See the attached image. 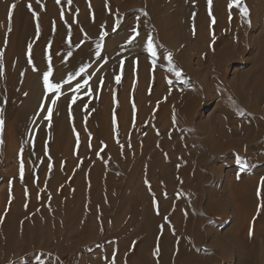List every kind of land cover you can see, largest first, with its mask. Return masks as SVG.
Returning <instances> with one entry per match:
<instances>
[{"label":"rangeland","instance_id":"rangeland-1","mask_svg":"<svg viewBox=\"0 0 264 264\" xmlns=\"http://www.w3.org/2000/svg\"><path fill=\"white\" fill-rule=\"evenodd\" d=\"M188 1L192 3V0ZM163 3L160 4V8H162V12H166L168 11L166 8L169 7ZM136 4L140 7L143 6L141 0ZM256 5L260 6V4ZM256 5L249 11L248 21L243 23V26L237 23L241 22L240 19L234 21L235 23L231 22L226 6L221 10L222 21L218 24L220 36L227 37L230 41L233 36L235 37L236 28L243 29L240 30L242 33L239 38L242 39L243 37L242 40H244V46L247 49L242 52L241 56L238 57V51L232 48L233 46L231 47L233 44L231 43L230 48L227 47V53L223 55L225 59L222 62L216 61L212 57L211 45L215 37L208 31L212 22L206 23L207 27L202 30V34L198 38L195 37L194 24L187 25L182 36H180L181 39L180 37L177 38L179 50L173 54L172 52L169 53L174 57L185 47L190 46L187 55L188 65L170 70L158 64L159 62L154 63L151 59L152 54L149 52L144 56L146 62L142 70L145 77L143 76L142 83L138 77L140 74L139 63L131 59V56L135 54L133 50L137 48L134 46H138L145 39V36L148 37L150 30L151 32L156 30L151 27L148 31L141 29L134 33L133 30L136 28L133 24V26L131 25V23L135 24L133 13L125 18L126 26L124 29L121 31L116 28L111 29L109 35L100 44H91L92 37L83 28H80V33L73 39L75 54L68 63L57 64L58 58L65 54V50L50 53L45 49H40L38 51L39 56L36 55L35 57L32 49L29 50L28 47L24 46V48L20 45V50L17 49V51L20 53L24 71L27 72L28 76L30 75V91L38 94L37 91L44 86L43 74L49 68L53 73L49 77V82H58L61 88L58 93L45 90L44 97L55 99L57 103L53 105L50 100L45 105L41 101L40 105H37L38 107H33L25 115L20 136L16 137L13 131L11 132L12 129H6L15 119L8 121L7 124L4 123L3 130L0 131V230L4 225L3 216L11 207L17 204L18 207L25 208L32 202L31 209L29 208L25 212L23 219H19V222L30 220L31 217L37 219L36 223L28 225L31 228L28 237H35L39 228L45 226L44 218L40 217L39 214L40 208L43 209L44 207L46 208L45 212L48 213L47 218L52 222L47 230L49 233L50 231L51 233L56 232L57 237L52 238L51 243L49 242L48 252L40 249V245H36L20 252L19 255L16 253L8 257L2 255L3 249H1L2 243H0V264H67L69 258H73V264H88L89 260H99L97 264H113V261L118 264L133 255L131 248L127 245L118 246V242L130 239L136 230V223L134 224L132 220L129 221L126 230L121 231H117L118 229L111 230L103 223L100 224L99 209L106 204L109 193V189L106 187L107 175L113 166V164L104 163L102 152L107 149L109 143L116 147L122 143L123 134L116 122L117 111L120 109L121 103L124 102L128 106H132L138 101V97H147V94L155 97L147 101L145 106L148 108L143 110L142 115L145 117L144 121L147 125L149 123L152 128L153 135H158L156 130L159 127L158 122L162 119L163 123L164 121L170 122V112L163 115L161 113L156 114L153 113L154 108L152 107L159 105L162 98L170 95L171 92H176L179 96L187 92L195 93L193 99H196L198 103H196V109L193 110V115H190L192 120L190 119L189 122H192V125L188 122L186 124L190 133L185 134V138H187L185 143L189 139L193 141L188 142L187 145L191 151L196 152L195 160H201L200 170L203 180H200L199 185L202 182L201 186L205 190L207 189V192L200 196V201L197 203L199 205H196V211L199 213V217H197L199 230L204 235V240L200 244L197 254L199 257H205L196 264L244 263L246 259L242 258H246L250 247L248 248L234 239L235 229L243 222V218H241L242 215H236V203L229 193V188L233 182L236 183L239 180L238 175L246 176L249 173L250 176L248 175V177H253L255 182L261 178L262 174L259 176V174L253 175L252 173L264 169V145H261V148L257 147L264 141V127L262 135L257 136V138L250 137V134L252 135L257 128V124L253 123L255 113L264 118V83L261 85L257 96L253 94L251 88L253 85L251 81L254 80L253 76L257 72L253 66L264 45V20H262L264 19V12L260 11L259 13V7ZM190 12L187 11L186 17L191 18L192 13ZM168 13L165 14L168 15ZM67 14L70 18H75L77 12L70 11ZM193 18L192 16L189 22L192 23ZM122 22L123 20L121 24ZM83 32L85 33L82 35ZM134 36L135 39H133ZM138 39L142 40L139 41ZM129 40H132V43H129ZM157 43L160 44H156L157 48L159 46L162 50L164 47L168 48L161 41ZM97 45H100L99 56H97ZM157 48L156 50H158ZM156 50L154 51L156 52ZM48 54L49 57H47ZM78 67L80 68L78 69ZM81 68H84L83 72L80 71ZM176 71H179L181 75L177 76ZM108 75L110 80L107 79ZM117 77H119V83ZM29 98L35 101L37 97ZM133 101L134 103H132ZM48 108L53 110L50 118H47L49 117ZM160 115L161 118H159ZM171 115L173 116V114ZM160 124L162 123L160 122ZM63 126L64 128H62ZM57 128L63 130L61 142H57ZM193 132H198L194 135L195 137L191 136L194 134ZM190 136L191 138H189ZM203 142L206 143V146L202 144ZM247 157L249 159L254 158L257 163L249 166L244 162ZM21 164H23L24 170L23 178L20 174ZM95 164H100L101 168L95 175L97 188L91 193V184L88 178L91 180L90 170ZM110 176L115 184H123L121 176L116 174ZM138 182L140 185L145 183L144 180L140 181L139 174L132 181L133 189L139 186ZM178 182L172 183L170 181V187L174 192L167 193L163 200L169 203L175 201L179 196H186L177 185ZM157 187L156 195L152 189L149 193L162 199L163 187L160 183ZM208 188L211 189L208 190ZM133 195L132 198L134 199L139 194L136 191ZM187 197L190 199L194 196L187 193L184 203L179 206L182 210L191 211L194 209V204ZM66 202L70 203L69 206L71 207L73 205L75 215L73 224L68 226L64 225L68 209L62 206ZM129 202V204L126 203V206H130L134 201ZM171 207L172 205L169 203L165 208L172 211ZM19 222L15 221L14 227L17 225V228L14 230L22 228L23 223ZM85 224L89 225L88 231L83 230ZM250 228L251 234L257 232V235L260 236H257V245L259 246L255 247V252L264 264V260L262 261L264 258V239L259 234L262 223L255 219ZM104 230L105 232L106 230L112 231L114 234L106 235L103 233ZM226 233L231 234L232 237L226 236ZM251 234L250 236H252ZM215 241L217 245L214 244ZM16 242L19 245L23 243L20 240ZM51 250L53 251L51 252Z\"/></svg>","mask_w":264,"mask_h":264},{"label":"bare ground","instance_id":"bare-ground-1","mask_svg":"<svg viewBox=\"0 0 264 264\" xmlns=\"http://www.w3.org/2000/svg\"><path fill=\"white\" fill-rule=\"evenodd\" d=\"M139 1L140 0H71V4L69 5L68 0H60L59 3L57 0H39V2L38 0H0V109L3 110L4 123L7 124L8 121L10 122V120L12 121L15 119L6 129H12L11 132L13 131L16 137L20 136L25 115L31 111L33 107H38L37 105H40L41 101L45 105L50 102L49 98L44 97V86L38 91L36 89L38 94H34L33 90V92L30 91V75L28 76L27 72L24 71L20 53L17 51V49L20 50V45L28 48L29 45H31L35 57L36 55L39 56L38 51L40 49H45L50 53L62 52L65 50V54L58 58L57 64L68 63L71 61L73 54H75L73 50L75 47L73 39L80 33V28H83L84 31L92 37L90 40L92 41L91 44H100V42L109 35L111 29L116 28L119 31L124 29L126 26V23H124L125 18L133 13L135 24L131 23V25H134L136 31L141 29L148 31L151 27L156 30L155 32H151L150 30L148 37L145 36L146 34H143L145 39H141L142 41L138 39L141 42L138 46H134L137 47L136 50H133L135 54H131V59L139 63L138 67L140 68V74H138V77L140 83H142L144 76V71L142 69L146 62L144 56L150 52L148 50L147 38H152L154 50L158 47L157 45H160L157 43L158 41L163 42L168 47H162L164 49L162 50L159 46V48H157L158 50L155 52V56H151L152 61L154 63L159 62L158 64L163 65L164 68L167 67L170 70H176L179 66L186 67L188 65L187 55L190 47H185L174 57L171 55L172 60L169 62V52L173 54V52L175 53L179 50L177 38L182 36L185 27L191 24H194L195 37L198 38L201 36L202 30L207 27L206 23L211 21L212 25L208 31L215 37L214 42L211 43L213 49L212 57L216 61L222 62V60L225 59L223 55L227 53V47L230 48L229 45L231 43L234 44H231V47L233 46L232 48L238 51V57L241 56L242 52L247 48L244 46L243 37L242 39L239 38L242 33L240 30L243 29L236 28L237 30H233L235 32V34L233 33L235 37L233 36L230 39L231 42L229 38L219 35L218 24L222 21L220 16L221 10L226 6L228 8L227 12L230 14L231 22L233 23L237 19H240L241 22L237 23L242 26L244 25L243 23H247L248 13L256 4H260V6L256 5L259 7V13L260 11L264 12V0H241L239 7L233 5L231 8L229 7L230 0H212L211 7L208 4V0H192V3H189L188 0H172L171 2L170 0H141L142 7L136 4ZM162 2L169 7L166 8L168 11H164L170 14L168 13L167 15L165 14L166 12H162V8H160ZM13 4H15V8H11ZM29 5H31V10L28 7ZM243 7H246L248 10L247 16H243L241 13V8ZM10 9L12 11L11 20L9 19ZM70 11L77 12L75 18H70L68 16L67 12ZM187 11H191L190 13H192V16L195 18V20L193 18L192 23L189 22L192 16L191 18L186 17ZM33 12L36 13L35 16ZM122 20L123 22L121 24ZM213 20L215 21L214 23ZM37 24H39V32L37 31ZM84 33L85 32H83L82 35ZM101 37H103V39H101ZM92 46L94 47V45ZM69 53H71V55H69ZM47 57H49V54ZM200 65L201 63L199 66ZM80 67H78V69ZM253 67L256 68L257 72L255 74L256 76H253L254 80L251 81L253 82L251 88L253 94L257 96L260 92L261 85L264 83V45ZM199 68L202 70L201 67ZM109 78L108 75L107 79ZM194 94L195 93L192 94L187 92L179 96L178 93L171 92L170 95L163 97L162 101L160 100L161 102L159 105L152 107L154 108L153 113L156 114L161 113L163 115L164 113L169 114L170 112V122L167 123L164 121L163 123V119L160 121L162 124L158 122L159 127L156 129L158 135H153L152 128L149 123L147 125L144 121L145 117L142 115L143 110L147 107L145 106L147 101L155 98L151 97V94H147V97H138V101L135 103L133 101L132 103L134 104L132 106H128L127 103L123 102L120 105V109L117 111L116 122L121 128L123 140L119 147L109 143L107 149L103 152L101 151L103 153L102 158L105 160L104 163L107 165L113 164V166H111V169H109L110 172L107 175L108 183L106 181V187H108L109 193L107 194L106 204L99 209V216H101L100 224L103 223L108 228L110 227L111 230L118 229L117 231L126 230V226L131 220L137 225L130 239L118 242V246L127 245V247L133 250V255H131V257L118 264H196V262L198 263L199 260L205 258L204 256L199 257L197 254L199 246L204 240V235L203 232L199 230V220L197 218L199 217V213L196 211V205H199L197 203L200 201V196H203L202 194H205L207 189L205 190L201 186L202 182L199 185L200 180H203L200 170L201 160H195L196 152L194 153V151H191L189 145H187L191 141L189 138L196 135L198 132H193L194 134H191L188 138L189 143H185L187 139L185 138V134L190 133L187 130L186 124L188 122L192 125V122H189L190 119L192 120L190 115H193V110L196 109V105L198 104L197 100L193 99L195 96ZM29 97H37L35 100L36 103ZM171 114H173V116ZM159 118H161V115ZM253 119L255 121H253V123L257 124V128L252 135L250 134V137L252 138L253 136L257 138V136L262 135L264 118H261V116L255 113V118ZM58 127L61 128V126ZM59 128H57L56 132L57 142H61L60 140L63 132V130L61 131ZM62 128H64V126ZM202 144H204V142ZM204 145L206 146V143ZM261 145H264V141L257 147L261 148ZM217 146L219 147V145ZM199 149L197 150L198 152ZM248 159L247 157L246 160L243 161L249 166L257 163L254 158ZM100 166V164H95L90 170L91 180L90 178L88 179L91 184V193L97 188L95 175L98 173L97 171H99V168H101ZM111 174L121 176L123 184H115L112 181ZM138 174L140 181L142 182V180H144L145 183L140 185V182H138L139 186L133 189L132 181H134L135 176ZM252 174L262 175L261 178L257 179L255 182L253 177H248V175L250 176L249 173L246 176L238 175L239 180L236 183L232 181L233 184H231L229 188V193L236 203V215H242L241 218H243V222L240 226L238 227L237 225L238 228L235 229L236 232L235 230L233 231L235 232L234 239H237L240 244L248 248L250 247V251H248L246 258H242L246 259L243 264H262L260 256L255 252L256 246H259L257 245L258 233L253 232L251 234L252 236H250L249 233L251 224L256 219L262 223L259 234H261L264 239V207H262V205H264V184H262V181H264V169ZM170 181H172V183L179 181L177 185L182 193L186 196L187 193L194 196L190 199L187 197V199L194 204L193 210L185 211L180 209V204L184 203V198L186 196H179L175 201H170L169 203L172 205V211L166 210L165 207H167L169 203L163 199L166 197L167 193L174 192L170 187ZM159 183L163 187L162 199L161 197L158 198L149 193L151 189L154 194L155 190L157 193V185ZM209 189L211 188H208V190ZM136 191L139 195L137 198L133 199L132 196H134L133 194ZM57 197L55 198L57 199ZM131 200L134 201L133 204L126 206V203ZM12 204L14 203L12 202ZM31 204L32 202L26 205L25 208L18 207L17 204H15V206L13 205L14 207H11L3 216L2 222H4V225L0 230V238H2L0 243H2L1 249H3V256L8 257L16 253V255H19L20 252L28 250L36 245H40V249L48 252L51 239L57 237L56 232L51 233L50 231L49 233L47 230L52 222L47 218L48 213L45 212V207L43 209L40 208L39 213L40 217L42 216L44 218L45 226L39 228L35 237H28L31 229L28 225L36 223L37 219L31 217L30 220H23L22 222H19V219H23L25 212H27L29 208L31 209ZM69 204L66 202L62 205L64 208L66 207V209H68V214L64 222V225L67 226L73 224V217L75 216L73 213V205L71 207ZM15 221L23 223V225L20 224L22 225L20 230H14L17 228V225L14 227ZM88 227L89 225L85 224L83 230L88 231ZM84 231L83 233H85ZM103 233L109 236L114 234V232H109V230H106V232L104 230ZM227 235L229 237L231 236V234L229 235L226 233V236ZM17 240L23 243L19 245V243L17 244L16 242ZM214 244L217 245V242L215 241ZM69 247L72 248L71 246ZM52 251L53 250H51V252ZM263 260L264 258L262 261ZM98 261L89 260V263H87L97 264ZM67 264H73V258H69Z\"/></svg>","mask_w":264,"mask_h":264},{"label":"snow or ice","instance_id":"snow-or-ice-1","mask_svg":"<svg viewBox=\"0 0 264 264\" xmlns=\"http://www.w3.org/2000/svg\"><path fill=\"white\" fill-rule=\"evenodd\" d=\"M38 2H39V0H38ZM57 2L59 3L60 0H57ZM68 3L70 5L71 4V0H68ZM208 4L211 7L212 0H208ZM240 4H241V0H230L229 7L231 8L233 5H236L237 7H239ZM28 7L31 10V5H29ZM11 8H15V4H13L11 6ZM247 11L248 10H247L246 7L241 8V13H242L243 16H247ZM33 15L35 16L36 13L33 12ZM145 15H146V13H145ZM210 15H211V12H210ZM11 16H12V11L10 9V11H9V19L10 20H11ZM214 22L215 21L213 20V23ZM249 23H250V21H249ZM37 31L39 32V24H37ZM133 31H134V33L136 32L135 29ZM136 35H138V33H136ZM101 39H103V37H101ZM133 39H135V36L133 37ZM129 43H132V40H129ZM99 48H100V45H97V56H99ZM29 50H31V45H29ZM148 50L151 52V54L153 56H155L156 53H155L154 48H153V42H152V38L151 37L148 38ZM69 55H71V53H69ZM168 60H169V62H171V60H172V57H171L170 53L168 55ZM80 71L83 72L84 68H81ZM52 75H53V73H52L51 68H49V70L43 74L44 87H45L46 91L50 90V91L58 93L60 91L61 85L58 82L57 83H50L49 82V77L52 76ZM176 75L180 76L181 73L179 71H176ZM117 82L119 83V77H117ZM49 99L51 100V103L53 105H55L57 103V100L51 99V98H49ZM52 111H53L52 108H48L47 109V112L49 113V117H47V118H50V116L52 114ZM3 125H4L3 110L0 109V131L3 130ZM242 167H243V165H242ZM23 171H24L23 170V164H21V168H20L21 178H23ZM262 184H264V181H262ZM262 207H264V205H262ZM113 264H115L114 261H113Z\"/></svg>","mask_w":264,"mask_h":264}]
</instances>
